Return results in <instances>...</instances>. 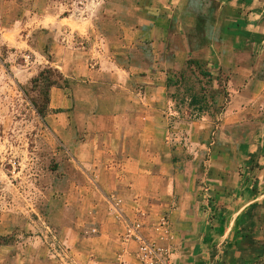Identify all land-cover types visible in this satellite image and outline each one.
I'll use <instances>...</instances> for the list:
<instances>
[{
    "label": "rangeland",
    "instance_id": "rangeland-1",
    "mask_svg": "<svg viewBox=\"0 0 264 264\" xmlns=\"http://www.w3.org/2000/svg\"><path fill=\"white\" fill-rule=\"evenodd\" d=\"M137 1L0 0V264H137L138 241L125 236L127 224L115 211L110 215V196L81 163L106 160L108 133L99 132L101 127L146 122L153 126L151 138L178 134L185 149L181 131L191 121L204 118L211 132L221 123L247 129L246 134L260 125L264 82L247 90L242 83L229 85V72L210 75L204 63L176 71L178 93L158 90L163 109L156 120L137 114L138 84L129 87L131 114L108 113L121 111L100 83L114 70L101 65L95 51L125 45L134 53L129 59H142L140 51L152 61V44L161 36L160 24L138 25L147 15L135 9ZM150 28L158 36L148 34ZM42 71L56 80L47 95L43 84L33 82ZM256 75L264 81V61ZM193 95L201 99L197 105L189 104ZM201 107V116L193 119ZM195 212L167 229L165 215L148 213L142 238L163 248L171 264L196 262L191 253L204 233L197 221L213 223L217 213ZM237 219L236 227L202 247L214 257L210 264H264V189Z\"/></svg>",
    "mask_w": 264,
    "mask_h": 264
},
{
    "label": "crops",
    "instance_id": "crops-1",
    "mask_svg": "<svg viewBox=\"0 0 264 264\" xmlns=\"http://www.w3.org/2000/svg\"><path fill=\"white\" fill-rule=\"evenodd\" d=\"M137 2L135 9L147 15L138 25L151 23L155 28L160 24L161 36L152 44V61L146 60L148 55L140 51L137 56L142 59H129L133 51L125 45L95 51L98 62L114 70L100 82L108 87V98L116 103L113 108H121L120 112L109 114H131L129 87L138 84L141 86L133 95L141 102L133 106L139 116L150 115L156 120L163 109L158 90L176 91V71L190 66L189 60L206 64L210 75L229 72L226 77L229 85L242 83L246 89L253 82H264L256 75L264 61V0ZM147 31L158 36L154 29ZM191 33L195 34V41L189 40ZM131 70L136 76L130 77ZM248 74L251 78L246 81ZM172 93L169 99L173 98ZM127 123L98 130L108 133L106 160L99 158L96 167L92 162L81 161L102 193L110 196L113 209L110 215L114 216L115 211L127 226L138 225L142 236L149 228L148 213L165 215L168 223L164 222L163 228L167 229L187 212L195 210L198 217L200 212L214 210L217 218H212L213 223L203 217L197 221L204 233L197 242V250L191 253L197 255L196 262L193 259L191 264L212 263L214 257L202 247L236 227L239 214L264 189V117L257 129L248 132L250 135L245 133L247 129L235 125L223 127L221 123L211 132L204 118L191 121L181 131L185 149L177 143L178 134L169 140L157 135L151 138L147 133L152 132V125ZM125 236L133 241L127 230ZM123 239L124 244L129 240Z\"/></svg>",
    "mask_w": 264,
    "mask_h": 264
},
{
    "label": "built area",
    "instance_id": "built-area-1",
    "mask_svg": "<svg viewBox=\"0 0 264 264\" xmlns=\"http://www.w3.org/2000/svg\"><path fill=\"white\" fill-rule=\"evenodd\" d=\"M127 234L138 241L137 264H171V261L167 260V255L163 248L157 247L142 238L138 232V225L130 224L127 226Z\"/></svg>",
    "mask_w": 264,
    "mask_h": 264
},
{
    "label": "trees",
    "instance_id": "trees-1",
    "mask_svg": "<svg viewBox=\"0 0 264 264\" xmlns=\"http://www.w3.org/2000/svg\"><path fill=\"white\" fill-rule=\"evenodd\" d=\"M202 21H204V19L202 20V19H199V22H202ZM191 64H196V65H199V62L198 61H195V60H189L188 61V65H191ZM47 74H48V71H42L40 74H39V76L33 81V82H35L36 84L37 83H41V84H43V88L46 90L45 91V93H46V95H47V89L51 86V85H53L54 83H56V80L55 79H53V78H51V77H49V76H47ZM201 75H203V76H209L210 77V75H209V73H205V72H201ZM180 80V76L179 75H177V78L175 79V81H176V83H175V86H176V91H177V89H178V84H179V81ZM175 91V93H178V91L176 92ZM174 93V94H175ZM173 95V94H172ZM174 97V96H173ZM200 101H201V99L200 98H198L197 96H192L191 97V101H190V105H197L198 103H200ZM202 111H204V109H203V107H201L199 110H198V112L196 113V115H195V117H193V119H198V117H200L201 116V112ZM37 113H38V115L40 116V117H42V115H43V112H42V110H37ZM238 219L236 220V222H235V224L236 223H238ZM232 237L233 236H231V239H232ZM230 239V240H231ZM234 259H236V257L234 258ZM235 262V261H234ZM217 264H220V263H217Z\"/></svg>",
    "mask_w": 264,
    "mask_h": 264
}]
</instances>
